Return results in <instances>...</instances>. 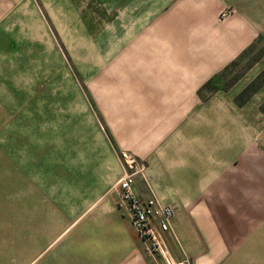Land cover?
<instances>
[{"label":"rangeland","instance_id":"374dc122","mask_svg":"<svg viewBox=\"0 0 264 264\" xmlns=\"http://www.w3.org/2000/svg\"><path fill=\"white\" fill-rule=\"evenodd\" d=\"M237 6V19L232 5L218 9L216 18L224 23L225 46L231 45L232 29L247 42L210 75L211 69L201 67L211 61L207 21L185 0H32L27 18L5 20L6 31L0 34L1 229L7 228L11 189L16 225L23 219V174L8 169L7 155L15 150L22 156L24 128L9 126V110L14 101L21 108L23 92L32 91L47 98L44 133L51 138L55 130L58 136L73 130L71 108L86 102L76 100L75 92L96 97L88 102L102 123L170 127L160 140H152L147 158L120 155L125 173L133 174L134 193L138 183L140 199H154L171 210L163 233L175 238L176 214L172 228L177 234L189 231L183 221L191 218L192 229L207 235L209 250L219 242V230L225 235L237 231L231 225L253 221L255 234H264V0H241ZM216 40L217 47L224 46L220 37ZM146 75L160 85L140 83ZM168 79L174 98L165 99L167 92L153 89ZM55 108L58 121L51 118ZM116 189L118 194V183ZM119 204L130 219L127 205L120 199ZM2 231L0 264H23L22 239H8ZM134 231L146 253L166 252L157 232L161 249ZM222 240L229 246L230 236Z\"/></svg>","mask_w":264,"mask_h":264},{"label":"crops","instance_id":"0c3cea01","mask_svg":"<svg viewBox=\"0 0 264 264\" xmlns=\"http://www.w3.org/2000/svg\"><path fill=\"white\" fill-rule=\"evenodd\" d=\"M185 2L199 8L197 15L207 21L210 47L207 51L211 53V61L201 67L211 69L206 73L210 75L237 55L247 42L245 38L241 42L239 31L232 29L231 45L225 46L221 30L224 23L216 18L218 9L232 5L238 9L237 16L233 17L237 19L240 14L237 5L241 0ZM31 5L32 0H0V34L6 31L5 20H21L31 15ZM11 24L16 27V22ZM216 37L221 38L224 46L217 47ZM140 78L142 84L160 85V80L154 76ZM169 83V79L165 80L166 85L153 90L167 92L165 99L174 98V87L171 89ZM143 91H147L146 88ZM73 94L76 100L86 102L74 103L71 108L76 122L73 130L60 136L55 130L53 138L44 133L45 124L48 126L45 112L48 105L42 92H23L24 102L17 103L23 106L17 108L14 101L9 110V126L17 131L21 126L24 128L22 156L15 150L7 155L8 169L23 174L22 216L18 213L23 219L17 226L15 190L11 189V193L10 190L7 193V228L0 227V230H4L1 234L8 239L10 235L22 239L23 264H264V234H255L257 226L253 221H246L242 226L231 225L238 229L227 233L231 242L226 247L222 239L227 235L218 229L219 242L209 250L207 235L192 229L191 218L183 221L189 231L184 228L177 234L172 228L176 223L175 214L171 224L175 238H172L169 231L166 234L160 230L154 217L153 226L164 237L166 252L163 255L146 253L145 242L137 239L125 207L119 204L116 185L125 173L120 155L128 152L138 159L147 158L153 151L152 140H160L170 127L161 129L157 125L151 129L136 124L129 129L126 122L111 123V119L102 123L88 102L96 97L80 92ZM55 110L51 118L58 121L61 115L54 113L58 111ZM96 110L101 113V109ZM52 125L49 124L51 129ZM138 185L133 184V187L137 189ZM215 226L222 228L223 224ZM206 227L204 222L201 228Z\"/></svg>","mask_w":264,"mask_h":264},{"label":"built area","instance_id":"2783aa9c","mask_svg":"<svg viewBox=\"0 0 264 264\" xmlns=\"http://www.w3.org/2000/svg\"><path fill=\"white\" fill-rule=\"evenodd\" d=\"M132 173H125L118 181V196L120 201L127 205L131 222L138 235L152 243L154 248L161 249L160 240L153 226V217L159 216V226L161 229L167 228V222L171 216L168 207H161L154 199L142 200L133 191Z\"/></svg>","mask_w":264,"mask_h":264}]
</instances>
